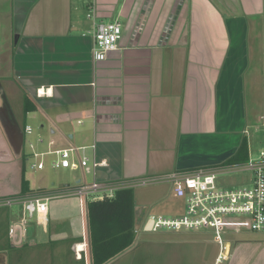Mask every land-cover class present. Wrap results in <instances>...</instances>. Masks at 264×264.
Instances as JSON below:
<instances>
[{"label":"crops","instance_id":"obj_1","mask_svg":"<svg viewBox=\"0 0 264 264\" xmlns=\"http://www.w3.org/2000/svg\"><path fill=\"white\" fill-rule=\"evenodd\" d=\"M113 20L117 48L95 62L94 23ZM243 138L264 152V0H0V170L17 180L0 199L221 165ZM82 146L62 185H30L31 158ZM47 218L0 206V264H92L77 198ZM237 233L224 264H264V231Z\"/></svg>","mask_w":264,"mask_h":264},{"label":"built area","instance_id":"obj_2","mask_svg":"<svg viewBox=\"0 0 264 264\" xmlns=\"http://www.w3.org/2000/svg\"><path fill=\"white\" fill-rule=\"evenodd\" d=\"M92 11L91 9L87 14L88 17L93 16ZM121 34L122 26L118 20L94 23L92 32L93 60L95 62L102 61L109 52L115 50ZM25 131L30 133L31 128L26 126ZM29 146L32 147V144L30 143ZM77 149L84 150L85 146L55 150L57 158L51 162V166L71 169L87 166L88 158L85 155L80 157L78 162L73 161V152ZM33 155L38 156L37 153ZM102 163L103 161L93 159L91 167L95 169ZM30 167L42 169L44 164L40 160L31 164ZM233 172H250L249 183L232 187H222L217 184L218 175ZM160 182H170L172 194L184 199V213L174 217L150 216L142 220V227L148 221L152 232L211 230L218 250L210 264H224L229 258V248L222 237L226 230L237 228L264 231V152H261L257 158L249 157L243 163L173 170L161 176L142 177L127 181L99 182L93 180L65 185L56 191L32 193L25 198L5 197L0 199V206H10L20 201L26 218L35 216L38 222L46 223L48 221V202L52 199L77 198L80 213L86 217V205L91 200L112 197L119 189H132L134 186Z\"/></svg>","mask_w":264,"mask_h":264},{"label":"rangeland","instance_id":"obj_3","mask_svg":"<svg viewBox=\"0 0 264 264\" xmlns=\"http://www.w3.org/2000/svg\"><path fill=\"white\" fill-rule=\"evenodd\" d=\"M33 127L31 134L27 136L25 141V152L31 150L29 147L30 141L37 142L36 134L38 130L35 126ZM256 151H258L257 148L252 149L250 152L251 157H255ZM88 152L89 150H86V154ZM51 158V156L38 158L44 164L42 169L30 168L33 162L38 161V159L31 158V163L28 164L29 167L26 169L30 185L37 187L38 185L54 183L57 188L61 184L59 182L61 179H66L70 175L72 176L79 172V169L52 168ZM3 166L0 165V168H4ZM13 168L14 165L12 164L6 167L5 178L0 170L1 193H8L17 181L15 174H13L15 172ZM249 178L250 172H233L218 175L216 182L222 187H232L247 185ZM70 182L74 183L73 180H70ZM171 187L170 182H160L144 186H134L132 188L136 207L139 208L137 216L140 221L150 216L174 217L184 213L185 201L182 198L174 196ZM241 230L233 228L223 233L222 237L225 244L230 245L229 243L233 242L238 236L237 232ZM213 238L214 234L209 229L195 231H145L141 221L140 227L136 230L135 240L132 245L125 252L119 254L106 264H210L218 250V245Z\"/></svg>","mask_w":264,"mask_h":264},{"label":"trees","instance_id":"obj_4","mask_svg":"<svg viewBox=\"0 0 264 264\" xmlns=\"http://www.w3.org/2000/svg\"><path fill=\"white\" fill-rule=\"evenodd\" d=\"M247 159V142L243 138L237 151L221 165L243 163ZM28 191L27 180L22 174L20 195ZM135 207L131 188L119 189L109 198L87 202L86 221L92 264H106L132 245L136 235Z\"/></svg>","mask_w":264,"mask_h":264},{"label":"water","instance_id":"obj_5","mask_svg":"<svg viewBox=\"0 0 264 264\" xmlns=\"http://www.w3.org/2000/svg\"><path fill=\"white\" fill-rule=\"evenodd\" d=\"M135 210H137V208H135ZM141 221L139 220V217L137 216V213H136V217H135V229L136 230L140 227ZM143 229L145 231H150V224L148 223V221L144 224Z\"/></svg>","mask_w":264,"mask_h":264}]
</instances>
